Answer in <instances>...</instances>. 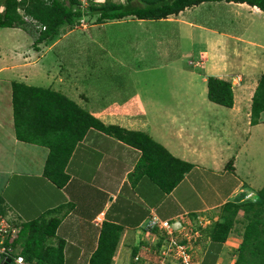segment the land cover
Wrapping results in <instances>:
<instances>
[{
  "label": "crops",
  "instance_id": "obj_1",
  "mask_svg": "<svg viewBox=\"0 0 264 264\" xmlns=\"http://www.w3.org/2000/svg\"><path fill=\"white\" fill-rule=\"evenodd\" d=\"M212 5L220 6L223 13H230L221 16L220 20L231 18L239 28L205 22L202 14L204 11L208 14L214 8ZM159 21H172L173 26L178 27L188 26L186 30L191 38L192 35H206L209 43L216 42L218 50H222V58L232 50L234 64H224L227 58L224 57L221 67L217 68L220 64H211L216 70L208 74L229 80L228 76L237 75L232 79L233 85L240 79L238 86H234V106L218 104L226 116L218 114L208 123L197 118L203 114L200 107L192 106L189 112H174L171 103H158L165 105L159 107L151 103L146 94L139 92L126 99L133 102L127 107L124 105L120 112L113 111L110 104L95 111L83 107L105 124L148 132L173 156L190 163L183 179L171 191L164 190L146 171L147 164L142 163L140 148L94 127L77 144L68 162V182L63 187L58 186L44 173L48 147L17 139L13 80L4 86L3 79H0L2 205L9 216H17L22 221L44 216L60 217L53 240H64L65 264H89L98 248L101 229L107 222L122 227L112 264H150L156 261V255L145 248L147 244L153 245L157 233L156 230L149 232L145 227L154 214L173 222L176 228L184 226L182 233L198 232L194 245L198 264H213V257H216L215 264H233L237 258L243 241L242 222H237L227 240L219 244L205 238L200 228L220 220L226 202L255 199L264 185V169H253L252 161L258 155L251 149L258 136L264 137V112L258 124L253 125L248 119L257 82L264 73V42L253 37L257 29L254 30L251 24L256 26L259 23L257 28L264 32V11L248 3L206 1ZM2 42L0 40V50ZM17 43L18 46H13L19 47L20 43ZM223 73L227 75L223 76ZM207 77H202L203 93H197L202 99L208 97ZM7 93L9 98L5 103L3 95ZM213 110L219 111L218 108ZM163 114L172 116L164 128L159 121H151ZM178 114H182L181 118ZM185 114L191 115L187 117ZM50 210L54 213H48ZM242 218L243 212H240L239 219ZM202 220L206 222L203 224ZM237 224L242 227L238 228Z\"/></svg>",
  "mask_w": 264,
  "mask_h": 264
},
{
  "label": "trees",
  "instance_id": "obj_2",
  "mask_svg": "<svg viewBox=\"0 0 264 264\" xmlns=\"http://www.w3.org/2000/svg\"><path fill=\"white\" fill-rule=\"evenodd\" d=\"M206 1L248 3L264 11V0H105L91 3L85 11L79 7L80 0H0V5L4 6V10H0V27H19L30 32V27L37 22L39 30L33 28L39 31L36 37L39 44L54 38L62 26L72 25L76 18L78 20L82 16H96L98 22L130 16L162 20ZM207 87V95L212 102L226 107L234 106V91L230 81L210 75L207 77ZM12 102L17 139L48 147L44 173L60 187L68 182L66 167L77 144L93 127L140 148L143 152L142 163L147 164L146 171L166 191L176 187L191 166L173 156L148 132L105 124L74 99L52 87L13 80ZM263 112L264 73L259 78L252 98L251 124L260 123ZM3 202L1 198L0 213L6 216L8 210L3 207ZM240 212H243L242 219H239ZM10 220L20 227V231L12 242L7 239L6 245L20 248V254L31 264H65V242L62 239L53 240L61 222L60 217L44 216L37 220L22 221L15 216L10 217ZM239 221L244 225L243 241L233 264H264V185L255 199L226 202L220 220L200 230L212 242L224 243ZM121 232L120 225L104 223L98 248L89 264H112ZM215 258H212L213 264Z\"/></svg>",
  "mask_w": 264,
  "mask_h": 264
},
{
  "label": "rangeland",
  "instance_id": "obj_3",
  "mask_svg": "<svg viewBox=\"0 0 264 264\" xmlns=\"http://www.w3.org/2000/svg\"><path fill=\"white\" fill-rule=\"evenodd\" d=\"M212 6L214 8L208 14L205 11L202 14L205 22L219 27L239 28L231 18L220 20L221 16L226 17L230 13H223L218 5ZM214 14L217 16L214 17ZM75 20L72 25L62 26L54 38L39 44L36 42L39 31L34 29L39 30L37 24L33 25L34 30L30 27V32L19 27L0 29V40L3 41L0 50V79H3V85L17 80L51 86L65 92L91 111L110 104L113 111L120 112L124 105L127 107L133 102L126 99L139 92L146 94L151 103L159 107L165 105L158 103H171L174 112H189L192 106L200 107L203 114L197 118L208 123L218 114L226 116L227 113L217 103L208 97L202 99L197 93H203L202 77L216 70L211 64H220L217 66L220 68L224 57H227L224 64H234L232 50L222 58V50H218L216 42L209 43L206 35L201 34L192 35V39L186 30L188 26H173L172 21H141L130 16L98 22L96 16L89 15L85 18V24H82L81 19ZM251 26L257 29L253 37L264 42V32L257 28L259 23L256 26L252 23ZM17 42L22 45L20 48L15 47L18 46ZM232 67L235 68L234 65ZM226 75L223 73V76ZM228 77L231 80L221 78L230 81L234 91L240 79L233 85L232 79L237 75ZM8 98V93L3 95L5 103H8ZM216 108L219 111L213 110ZM185 115L189 117L191 114ZM178 116L181 118L182 114ZM248 116L251 121V115ZM170 117L163 114L151 121H159L164 128ZM256 142H252V148L250 146L258 155L252 161L253 169L262 170L264 137L258 136ZM237 226L242 227L241 224ZM154 237L152 244L157 236Z\"/></svg>",
  "mask_w": 264,
  "mask_h": 264
},
{
  "label": "built area",
  "instance_id": "obj_4",
  "mask_svg": "<svg viewBox=\"0 0 264 264\" xmlns=\"http://www.w3.org/2000/svg\"><path fill=\"white\" fill-rule=\"evenodd\" d=\"M104 1L80 0L79 7L85 11L91 3ZM85 18V16L80 18L82 24H85ZM10 217L0 213V257L11 258L15 264H31L15 248L5 244L7 239L9 242L16 239L20 231V227L15 222H11ZM201 222L204 224L206 221ZM145 227L149 232L153 230L157 232L155 243L147 244L145 247L157 257L156 261L150 264H196L193 247L198 232L185 231L182 233L184 226L176 228L173 222L161 219L155 214L150 217ZM136 259H139V256H136Z\"/></svg>",
  "mask_w": 264,
  "mask_h": 264
},
{
  "label": "water",
  "instance_id": "obj_5",
  "mask_svg": "<svg viewBox=\"0 0 264 264\" xmlns=\"http://www.w3.org/2000/svg\"><path fill=\"white\" fill-rule=\"evenodd\" d=\"M0 264H14V263L12 262L11 258H1L0 257Z\"/></svg>",
  "mask_w": 264,
  "mask_h": 264
},
{
  "label": "clouds",
  "instance_id": "obj_6",
  "mask_svg": "<svg viewBox=\"0 0 264 264\" xmlns=\"http://www.w3.org/2000/svg\"><path fill=\"white\" fill-rule=\"evenodd\" d=\"M19 1H21V0H19ZM0 10H4V6L3 5H0ZM23 13V12H22ZM25 19H27V17H25ZM36 24L38 25L37 27L38 28H40V26H39V24L36 22ZM16 251L18 252V253H20V251H18V248L16 249ZM12 262H13V260H12ZM14 263V262H13ZM15 264V263H14Z\"/></svg>",
  "mask_w": 264,
  "mask_h": 264
}]
</instances>
